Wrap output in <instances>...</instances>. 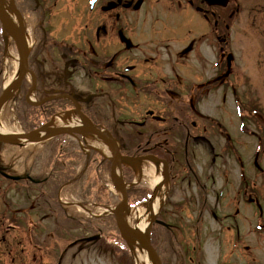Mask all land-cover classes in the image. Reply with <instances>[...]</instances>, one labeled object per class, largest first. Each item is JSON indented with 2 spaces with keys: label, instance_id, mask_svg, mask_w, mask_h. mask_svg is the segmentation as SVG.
Returning a JSON list of instances; mask_svg holds the SVG:
<instances>
[{
  "label": "flooded vegetation",
  "instance_id": "obj_1",
  "mask_svg": "<svg viewBox=\"0 0 264 264\" xmlns=\"http://www.w3.org/2000/svg\"><path fill=\"white\" fill-rule=\"evenodd\" d=\"M13 1L30 44L27 72L16 94L23 101L31 96L30 121L49 123L55 114L74 111L76 120L85 122L83 117L127 145L124 151L165 161L171 177L168 198L178 197L166 216L170 226L164 227L179 250L187 248V264H210L206 246L215 245V253L222 255L226 230L231 242L249 238L251 244L252 238L264 236V200H259L264 190L261 194L250 177L245 179L251 168L243 164L248 154L243 136L255 132L249 129L255 126L250 112L258 108L229 64L224 0ZM227 95L233 96V112L239 111L236 124L228 123ZM257 135L264 140L263 130ZM9 169L0 162V245L8 246L2 253L12 252L23 234L33 250L51 241L55 247L65 245L61 233L46 237L44 226L51 220L43 210L53 206L45 194L57 185L36 179L30 166ZM244 203L251 207L246 214ZM56 207L63 213L56 223L64 228L65 212ZM183 208L190 212L185 226L179 216ZM245 220L255 224L246 234ZM251 246L254 252L237 254L234 263L215 257L211 264H264V252ZM159 251L166 255L163 244ZM176 252L168 251L178 264ZM55 253V264H66V257ZM40 258L37 264H48ZM32 259L36 264L35 252Z\"/></svg>",
  "mask_w": 264,
  "mask_h": 264
},
{
  "label": "rangeland",
  "instance_id": "obj_2",
  "mask_svg": "<svg viewBox=\"0 0 264 264\" xmlns=\"http://www.w3.org/2000/svg\"><path fill=\"white\" fill-rule=\"evenodd\" d=\"M226 3H227V12H228V17L226 19L227 20L226 23H228V30H227V37H226V41H227L226 53L228 57H231L230 63L231 62L233 63L232 72H234L233 76L236 79L234 77L233 78L235 79L237 83H242L243 93L245 92L244 95L247 96V99L249 100V102L255 104L258 108L256 111L250 112V114L254 115L253 119H254L255 126L251 124L249 129L251 131L254 130L255 132H252V134H246L243 136V145H244V153H248L247 154L249 157L248 160L253 162V164L259 165L260 168H262V171L261 172L258 170L254 171L253 168H251V170H249V174H246V175L250 177L249 180L252 183V185H255V187L261 190L262 192L264 190V140L263 141L262 139L260 140V138L257 135V131L260 129L264 131V0H228ZM0 30H1L0 31V60H2V57H3V66H1L2 63H0V82L2 79L1 88L3 89L8 79L7 74L8 76L14 74V69H15V66L13 64L14 63L13 59L11 57H8V61H7L6 54L10 50L12 54H14L15 56L18 57V55H17L16 47L14 46L11 39L8 40L6 49L5 47H3L2 49L3 45H2L1 39L3 36V29L1 25H0ZM4 32H5V29H4ZM1 71H3L2 77H1ZM16 96L17 95L13 93L9 97V99H7L1 106L0 124L4 127H7V129L11 128L12 130L11 134L18 133V132L20 133L23 132L26 134L25 130H23V128L20 126L21 124L18 123L16 119V115H15L16 113H17V116L21 114V110L25 109V105L23 103L22 97L16 98ZM232 97L233 96L231 95H227L226 103L223 105L226 106L227 108L228 120H230V122L228 123L236 124L239 122L240 117H239V111H237V108H236V111L233 112L234 107L232 105L233 104ZM14 99L17 105L14 103ZM136 104L140 105L142 104V101H137ZM213 104H214V100L211 105ZM243 114L245 115L247 114V112H244ZM28 122H25L23 126L32 127V125L29 124ZM90 134L86 135L87 139L92 138L93 134L92 135ZM19 137L15 138L16 139L15 143H18L17 140L20 139ZM239 141H241V139H239ZM39 144L40 143L36 144V148H37V145ZM16 146L17 144L2 143L0 145V162L2 163L3 161H6L9 163H12L11 166H13V169L19 172L25 167L27 168L28 164H31L33 160L28 158L29 155H26V150L30 148L22 147V149H20L21 151L20 152L19 148H17ZM28 146H31L34 148L35 145L31 144ZM33 148H31V150L35 151L36 148L35 150ZM109 155L110 156H107V157H111V154ZM32 157H34V155H32ZM244 157L246 158V155H244ZM36 161H37L36 165H38L40 162H38L37 158H36ZM152 163L153 162L147 160V161H144L142 164H146L145 166L148 168L152 165ZM245 163L246 165H248V163L246 162V159H245ZM137 165L139 164H134L133 168H135V166ZM125 166L127 167L128 164H123L122 175L124 176V180L128 183V181L125 179L126 178L125 172L127 171L125 169ZM139 169L141 170L142 168L139 167ZM35 170L36 169L34 168L33 172ZM102 173H103V169H101L100 172H98V175H102ZM113 174L114 172H112V168H111V180H110L111 187H112V190L114 192V195L116 197V202H117L120 199V197H122L124 192L122 191L120 187V182L117 178V173H115V175ZM158 174H159V171L157 170L154 175L157 176ZM233 174H234L235 181L233 182L232 185H236L238 175L235 171H233ZM69 176L71 177V175ZM105 179L103 176L101 181L97 185V187H95V189L105 188L107 186V183L109 182L108 177H106ZM112 180L114 183L112 182ZM145 185L146 183L143 182L142 179H139L137 184L134 186L135 187L137 186L138 189L140 190V189H145L146 187ZM4 187L7 188L6 185ZM177 197L178 196H176L175 194V196L170 200V203L171 201L177 199ZM129 199H130L129 201L131 204L137 202L134 194H132L131 197H129ZM53 203H54V200H52V204ZM131 206H132V209L136 207V205H131ZM112 207L113 205H111L109 209H111ZM244 209H245L244 212L246 214V210H251V207L250 205L244 203ZM66 211L68 212V216L74 217L73 207L66 208ZM169 211H171L170 208L168 209L164 208L162 213L164 215L165 214L171 215ZM107 214L112 215V211L110 210L109 212H107ZM126 215H129V214L126 213ZM189 215H190V212L188 208H183L179 211V216L183 217L184 226L187 223V218ZM75 216H76L75 218L78 221H80L79 225L78 226L73 225L70 229H67V231L64 228L60 227L59 225L55 226V222L52 220L51 222L50 221L45 222V225H44L45 228L47 227L48 231H50V232H47L46 237L49 236L52 238V237H55V235L59 236V234L61 233L63 241L67 245V252L64 251L65 245L63 244L61 245V243L60 244L57 243L55 247L54 241H51L49 245L44 247V249L36 248L33 250L31 248L32 246L28 245L27 239H25L27 236L23 234L22 242H20L19 244L18 242L17 243L15 242L14 246L10 247V248H14L13 251L10 253H6V254L2 253L3 247L5 251L6 247L8 249V246L5 247V245L4 246L2 244L0 245V264H10L12 258L14 259V264H34L33 259H32V254L34 252L36 253V264L38 261L41 260L40 256L42 257V260H43L42 263L55 264V262L58 260V257H56L57 259L52 260L54 257L53 251H57L59 254L60 253L64 254V256H66V261H65L66 264H124L123 262L124 259L127 261V264H129L130 259L131 260L134 259V264L136 263L135 258H134V251L136 250L137 247L135 246V243H132L129 241L132 235L129 233L127 234L125 233L126 235L129 236V237L127 236V238H129L128 243L132 244L133 251L129 250L127 242H125L122 238H120V233L119 231H117L114 225L115 222L112 220V218L109 217L103 220H99L95 222L94 224H92L90 221L88 222V219H90V216H88V214L85 212L76 214ZM134 221L135 220L133 218H130L129 222L126 221V223L130 225L131 227H134L135 225ZM246 221L247 220H245V222ZM85 226L86 227L94 226L95 228L103 229L102 231L97 230L99 231L101 235V240H103L102 246H100V244L98 246L94 244H86L87 242H85V243H80L79 245H75L72 248H70L72 243H75V240L81 235L88 236L92 234L89 230H86L84 228ZM248 226H255V224L252 223V225H249V223L246 222L244 224L245 234L248 233V230H247ZM158 230L160 229L158 226H156L152 234V240L155 245H156V240L158 236ZM152 231L153 230H151V232ZM52 232H55V234L54 233L52 234ZM221 236H222V240H224L225 245H226L224 247L225 249L222 251V255L220 254V256H218L215 253L216 252L215 245H213V247L206 246V252H205L206 259H207V262L210 264L214 262L215 257L216 259L220 258L218 261L219 263L223 262L224 260L225 261L231 260V262L234 263V261L236 260L237 254H242L243 256H245L249 253L250 248L254 252V248L253 246H251L252 244H254V246L258 248V250L260 249L258 252H264V236H257L256 237L257 239L252 238L251 244L249 242V238H245L243 241L241 240L237 242L236 241L231 242V238H230L231 234L227 230L223 232ZM17 239L19 238H16V240ZM49 240H52V239L50 238L46 239V241H49ZM7 241L12 242V240H9V239ZM175 241H176L175 239L173 241L170 239L166 243L167 244L166 248L171 249L172 243L174 244ZM180 241H181V238L178 240V242ZM246 246H248L249 248L246 249ZM56 248H60V249L57 250ZM146 249L147 248H145V250ZM58 253H55V256H57ZM181 256H182V252H181ZM148 257L152 261V263H155L154 259L151 258L152 257L151 255L148 254ZM171 257H172L171 255H168L165 261L161 258L160 260L161 264L162 263L163 264H173V260L171 259Z\"/></svg>",
  "mask_w": 264,
  "mask_h": 264
},
{
  "label": "bare ground",
  "instance_id": "obj_3",
  "mask_svg": "<svg viewBox=\"0 0 264 264\" xmlns=\"http://www.w3.org/2000/svg\"><path fill=\"white\" fill-rule=\"evenodd\" d=\"M11 0H0V7L2 10L0 11L1 16L3 17L5 23H4V28L6 33H11L10 28L14 29L17 33L23 32V26L19 20V17L17 13L13 10L11 7ZM8 23V24H7ZM9 25V26H8ZM24 45L28 47L29 45V39L23 35H21ZM24 47V48H26ZM12 54V52L9 50L6 54V60L8 61V57H11L14 61V74L9 75L7 74V81L5 83V88L8 89L5 91V94L3 96L4 100L9 99V97L16 91V85H14V82L16 81V78H18L21 69L19 68L17 64V57ZM16 70V71H15ZM8 72V70H7ZM10 72V71H9ZM55 124H62V125H67L69 127H75L79 125V129L83 130V132H86L84 126H80L79 122L75 121L74 119H64L62 117H57L54 121ZM12 130L11 128L4 127L0 124V138H6L10 142H16L14 134L12 135ZM44 131H39L35 132L32 134H29L27 136H24L20 139L17 140L18 143H22L23 145H35L37 141H39L41 136H43ZM90 145L94 146L98 150H100L104 155H109L112 151V148L105 143L103 140L94 137L92 141L89 142ZM92 170H89L85 173H81V179H86L90 182H95L96 179L94 177H98V172L95 168H91ZM160 171L159 174L156 176L154 173L156 171ZM114 171L116 173V166H114ZM150 172V173H149ZM164 170L162 165H156L153 163V166H150V170L147 172L145 171L144 177L148 178L150 181L149 184L154 188L156 191L155 197L147 204L146 207H141L135 208L133 212L130 213V215H126V212L124 211L123 207H119L118 213L119 216L122 220H125L129 222L130 218H133L135 221L134 227L140 231L144 235H148L149 230H150V223L151 220H153L158 212L159 207L161 206L163 202V198L165 195V191L163 189V179L165 177L164 175ZM91 175V176H90ZM88 178V179H87ZM18 180V179H16ZM22 181L18 180L17 183H21ZM95 185V184H93ZM111 209L109 208H104V212H109ZM44 215L55 222L56 224V218L63 216V213L56 207L54 204L53 206H50L49 208H46L43 210ZM100 212V211H97ZM48 232V231H47ZM53 233V232H52ZM127 234V231H125ZM125 234V235H126ZM128 236V235H126ZM129 237V236H128ZM129 239V238H128ZM130 242L135 243V246L137 247L136 250L134 251V258L136 264H155L152 263V261L148 257V253L145 250V246L143 242L136 236H131L130 237Z\"/></svg>",
  "mask_w": 264,
  "mask_h": 264
},
{
  "label": "water",
  "instance_id": "obj_4",
  "mask_svg": "<svg viewBox=\"0 0 264 264\" xmlns=\"http://www.w3.org/2000/svg\"><path fill=\"white\" fill-rule=\"evenodd\" d=\"M0 11H1V10H0ZM0 20H1L3 23H5L3 17L1 16V13H0ZM7 24H8V23H7ZM8 26H9V25H8ZM10 32H11V34H12V36H13V38H14L16 44H17V47H18L19 53H20V55L22 56V43H21V40H20V38L18 37V35L16 34V32H15L12 28H10ZM2 100H3V99L0 98V104L2 103ZM106 138L110 139L108 136H106ZM115 144H116V143H115ZM116 146H117V144H116ZM117 155H118V153H117ZM118 156H119V155H118ZM120 159H121V160H130V161H131V160H134L133 158H130V157H123V156H120ZM121 203H125V204L127 205V196H125L123 199H121V200L118 202V204L115 206V208H114V212H115L116 220H117V223H118L119 227H123L124 229H126L127 231H129L130 233H132L133 235H135V236H137L138 238H140L141 241L145 244V246H146L147 250L149 251V253H150V254L152 255V257L155 259V261H156L158 264H160L159 261H158V258H157L156 253L154 252L152 246H151L150 243H149V240H148L145 236H143L141 233H139L138 231H136L135 229H133V228L129 227L128 225H126V224H125V223L119 218V216L116 214V213H117V208H118L119 204H121Z\"/></svg>",
  "mask_w": 264,
  "mask_h": 264
},
{
  "label": "trees",
  "instance_id": "obj_5",
  "mask_svg": "<svg viewBox=\"0 0 264 264\" xmlns=\"http://www.w3.org/2000/svg\"><path fill=\"white\" fill-rule=\"evenodd\" d=\"M132 147H133V145H132ZM139 196H140V194H139ZM96 221V220H95ZM95 221H92V222H95ZM66 225H67V227H68V229L71 227V225H75V226H78L79 225V221L78 220H75V219H71V218H67L66 219ZM86 230H89L91 233H99V231H102V229H98V228H95L94 226L93 227H91V226H88V227H84ZM97 230H99V231H97ZM102 243H103V240H99L98 241V245L100 244V246H102ZM130 259V258H129ZM129 264H132V261H131V259H130V263Z\"/></svg>",
  "mask_w": 264,
  "mask_h": 264
}]
</instances>
